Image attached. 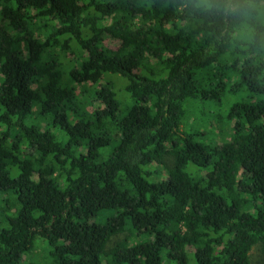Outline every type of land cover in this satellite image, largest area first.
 Returning <instances> with one entry per match:
<instances>
[{
    "label": "trees",
    "instance_id": "obj_1",
    "mask_svg": "<svg viewBox=\"0 0 264 264\" xmlns=\"http://www.w3.org/2000/svg\"><path fill=\"white\" fill-rule=\"evenodd\" d=\"M207 3L0 0V264L264 256V16Z\"/></svg>",
    "mask_w": 264,
    "mask_h": 264
},
{
    "label": "rangeland",
    "instance_id": "obj_2",
    "mask_svg": "<svg viewBox=\"0 0 264 264\" xmlns=\"http://www.w3.org/2000/svg\"><path fill=\"white\" fill-rule=\"evenodd\" d=\"M105 42L107 44L111 45V46H114L116 44L115 41H113L112 39L107 38V37L105 38ZM116 91L120 95V97L123 96V95L124 96L126 95L125 91H124V89L122 87H120V88L118 87L116 89ZM245 94H246V90L243 88V89H241V92H238L236 95H234V96L231 95L228 98V100H229L228 102H226L224 99H222L221 100V105L219 106V110L224 111V113H225L227 108L229 107V104L232 101H240V100H242L243 97L245 96ZM210 108H211L210 112L216 110L214 107H210ZM86 109L90 111L91 107L90 106L86 107ZM196 117H197L196 114L191 112V115H190V118H189L188 121L193 122V121H195ZM207 122L212 124V125H214V126H216V127L218 125V123L214 119H212L210 117L208 118ZM227 125L229 126V123ZM228 126H225V128H226V135L225 136L226 137L229 136V131H230ZM116 238H114V240H116ZM38 244L39 243H37V245H36L37 248H35L32 253H29L30 255L28 254L29 256L26 259L35 261L38 264H48V259L46 258L47 257L46 250H45V248L43 246H38ZM250 258H251V264H264V256L262 254H260V251H259L257 246H254L252 248L251 253H250Z\"/></svg>",
    "mask_w": 264,
    "mask_h": 264
},
{
    "label": "clouds",
    "instance_id": "obj_3",
    "mask_svg": "<svg viewBox=\"0 0 264 264\" xmlns=\"http://www.w3.org/2000/svg\"><path fill=\"white\" fill-rule=\"evenodd\" d=\"M206 7L209 11L219 13L224 19L243 21L264 16V0H260L259 3L256 0H247L244 5H233L231 3L213 4L211 0H208Z\"/></svg>",
    "mask_w": 264,
    "mask_h": 264
}]
</instances>
